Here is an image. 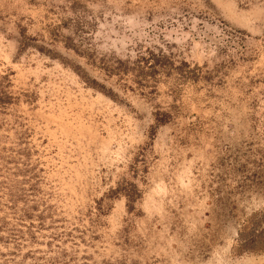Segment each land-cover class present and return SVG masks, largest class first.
Listing matches in <instances>:
<instances>
[{"label": "rangeland", "instance_id": "374dc122", "mask_svg": "<svg viewBox=\"0 0 264 264\" xmlns=\"http://www.w3.org/2000/svg\"><path fill=\"white\" fill-rule=\"evenodd\" d=\"M0 264H264V0H0Z\"/></svg>", "mask_w": 264, "mask_h": 264}]
</instances>
